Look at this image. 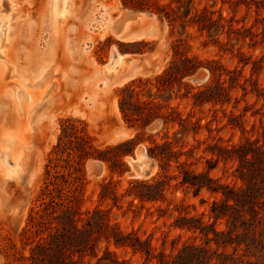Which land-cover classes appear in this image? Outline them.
Segmentation results:
<instances>
[{
    "label": "rangeland",
    "instance_id": "rangeland-1",
    "mask_svg": "<svg viewBox=\"0 0 264 264\" xmlns=\"http://www.w3.org/2000/svg\"><path fill=\"white\" fill-rule=\"evenodd\" d=\"M14 1L21 14L16 37L0 59V264H33L31 248L37 238L34 233L27 238L25 233L29 215L32 210L43 213L46 203L57 197L56 187L71 195L81 193L82 221L99 209L114 227L141 239L142 250H136L101 238L97 242L99 257L109 249L129 264H171L185 244L210 247L217 253L224 251V247L208 242L199 230L188 226L201 220L218 230L228 228L225 219L215 220L211 206L214 200L223 198L224 186L244 185L236 171L234 146L248 140L264 144V0H187L183 6L173 0H142L130 5H124L129 0H74L72 12L65 18L60 17L58 9L59 18L55 17V0ZM169 3L177 15L175 20L161 13V9L170 11ZM188 8L190 17L180 18ZM197 8L206 9L217 21L220 14L225 19L216 22L211 31L203 30L190 21ZM124 9L150 15L133 23L143 31L130 33L127 39L118 36L111 24ZM12 13L0 4V35L7 24L17 19ZM112 47L126 58L117 78L134 71L121 84L109 81L110 74L102 70L110 60ZM177 52L197 56L203 66L184 79L185 84L176 85L161 98L155 78ZM220 66L224 68L222 76L218 74ZM48 68L56 71L54 79L64 86L58 100L46 98L48 87L34 84ZM211 69L216 71L212 73ZM138 78L150 80L148 87L153 97L182 110L187 126L165 124L161 119L143 130L128 124L119 108L120 90ZM221 82L224 89L218 86ZM208 85L219 101L201 105L195 103L192 93L187 94L189 87L196 92ZM20 89L27 96L24 105L37 103L29 120L20 110ZM66 118L81 122L96 148L113 146L107 156L120 157L123 164L115 166L113 161L89 158L76 171L73 155L53 152L61 121ZM139 131L142 133L137 137ZM18 135L28 143L30 156L24 159L22 170L9 177V163L4 161L3 153L11 149L4 141ZM132 138L133 142L126 143ZM166 138L177 151L170 162L159 161L149 153L153 139ZM139 149L150 158L153 172L132 177L130 160ZM93 163L98 164V169L92 167ZM186 169L199 174L205 182L206 176H211V185L218 191L203 188L197 192L185 184ZM77 175L81 176L79 189V182L74 180ZM142 180L157 186L136 188L135 182ZM158 186L163 196L155 200H142L132 193L157 196ZM112 190L115 198L110 195ZM210 236H214L212 232ZM147 249L150 256L145 253ZM227 250L232 252L233 247ZM237 253L241 255L243 249ZM83 260L91 264L97 261L90 255ZM215 260L219 262L217 255Z\"/></svg>",
    "mask_w": 264,
    "mask_h": 264
},
{
    "label": "trees",
    "instance_id": "trees-1",
    "mask_svg": "<svg viewBox=\"0 0 264 264\" xmlns=\"http://www.w3.org/2000/svg\"><path fill=\"white\" fill-rule=\"evenodd\" d=\"M131 1V2H129ZM124 1V5L131 3H140L142 0ZM178 6H183L187 0H173ZM190 3L191 0H188ZM172 4V3H171ZM170 3V11L161 13L170 20H175L174 8ZM181 17H190L191 9ZM225 17L220 14V18L214 16L206 9L197 8L196 14L190 18V21L199 25L201 29L211 31L216 22H222ZM222 24V23H221ZM223 25V24H222ZM203 66L202 61L197 56H190L185 53H175L170 65L158 76L157 90L161 92V98H165L166 92H172L176 85L185 84L184 79L194 75ZM224 68L220 66L219 76L223 75ZM212 73L214 71L211 69ZM150 80L142 78L134 79L126 84L120 90L119 108L124 120L132 125L138 126L143 130L156 119H161L165 124L179 123L181 127H186V119L183 118L182 110L164 104L153 97L151 89L148 87ZM219 88L224 89L223 83H219ZM137 88L140 89L137 91ZM148 88V89H147ZM189 87L187 94L192 93L195 103L206 104L213 101H219L212 94L214 89L210 85L196 92ZM148 92L146 95L145 92ZM174 115L173 117H171ZM142 132L137 133V137ZM135 138L129 139L126 143L133 142ZM240 143L234 146V151L238 159L236 171L238 177L244 181V185L239 188H230L224 186L222 190L223 198L213 201L211 214L215 220L225 219L227 229L218 230L213 224H206L200 220V223L188 226L190 229L199 230L208 242H214L225 248L224 251H213L210 247L197 244H185L178 254L172 259L171 264H264V144ZM113 146H108L102 150L96 148L92 143L91 136L86 133L84 125L78 120L66 118L61 121V133L53 152L59 156L66 154L68 157L73 155L78 166L76 171L80 170L81 164L89 158L99 159L101 161H113L122 165L120 157L107 156L113 150ZM177 151L167 138L162 140L153 139L149 146L151 156L159 161L170 162ZM168 164V163H167ZM113 165V168L115 167ZM115 169V168H114ZM124 170H120L123 173ZM61 178L65 180V175ZM77 188L81 186V176L74 177ZM53 183V181H49ZM183 182L196 189L197 192L203 188H209L218 191V188L211 185L214 179L206 176V182L200 179V175L190 169H186L183 174ZM134 186L142 188H153L156 183L148 181H137ZM57 197L46 203L45 209L40 213L38 210H32L29 215V222L25 233H34L37 239H34L31 248L30 259L33 264H91L84 261L83 257L90 255L97 259L96 264H129L126 260H120L113 251L107 249L104 256H98L97 242L104 238L108 241L113 240L117 246H129L136 250H142L140 246L141 239L136 235L126 234L114 227L107 216L99 209L94 210L92 215L84 221L79 217V205L82 202V196L78 193L67 194L62 192L61 187H56ZM112 195L116 197L115 191ZM136 197L142 200H155L163 196V189L158 186L157 196H152L148 192H132ZM157 197V198H156ZM185 220H188L184 218ZM82 221V224H80ZM210 229V230H209ZM214 236H210V233ZM220 236H223L221 239ZM132 239L135 241L133 242ZM233 247V251L227 250V247ZM243 249V253L238 255V249ZM147 256H150V249L145 250ZM77 255L80 258H77ZM215 255L219 262L215 260Z\"/></svg>",
    "mask_w": 264,
    "mask_h": 264
},
{
    "label": "bare ground",
    "instance_id": "bare-ground-1",
    "mask_svg": "<svg viewBox=\"0 0 264 264\" xmlns=\"http://www.w3.org/2000/svg\"><path fill=\"white\" fill-rule=\"evenodd\" d=\"M73 2L74 0H55L54 10H55V17L59 18L57 14V9L60 12L62 18L67 17L73 9ZM0 4L2 5L3 9L7 13L15 12V15L17 16V19L14 21V24H7V27L5 31H3L0 35V59H3V56L5 54L7 45L11 42L13 37L16 35L15 28L16 25H18V17L21 16L19 12V4L14 0H0ZM150 15L144 11H138V10H132V9H124L121 11L119 17L113 21H111V24L113 25L114 32L120 36L121 38L127 39V35L134 34L137 31H143L141 28L135 27L133 23L139 22L144 20L145 18L149 17ZM15 25V26H14ZM16 37V36H15ZM14 37V38H15ZM124 39V40H125ZM13 41V40H12ZM116 52V53H115ZM114 53L115 57L111 58L102 68L104 73L109 76V81H114V83L121 84L124 81H126L128 78L133 76V72H130L129 74L117 78L118 70L122 64V62L126 58L122 56L120 53L117 52L115 47H112L111 54ZM128 61V60H127ZM54 69L48 68L44 74L39 77V79L34 82V84H42V86H46L49 89V92L46 95L47 97H51L54 100H58L62 94V91L64 90V86L60 83L58 84L57 81L54 79V72L52 71ZM51 85V86H50ZM21 90V91H20ZM17 91L18 98L20 100V110H22V114H25L26 119L29 120L31 117L34 107L37 105H24L26 100V94L20 89ZM54 93V95H53ZM53 95V96H52ZM30 123V122H29ZM30 126V125H29ZM19 136V135H18ZM21 136V135H20ZM10 137L8 140H3L4 144L8 146L11 150H8L7 152H4L3 158L6 163H9V174L11 176L17 175L23 167V161L26 159V156H30L28 153V143H25L21 137ZM26 140V139H24ZM30 152V150H29ZM27 160V159H26ZM29 160V158H28ZM131 167L133 169V172L135 173L136 177H144L148 176L152 171V164L150 161V158L146 155L145 151L142 149H139L137 151V158L130 160ZM153 172V171H152Z\"/></svg>",
    "mask_w": 264,
    "mask_h": 264
},
{
    "label": "water",
    "instance_id": "water-1",
    "mask_svg": "<svg viewBox=\"0 0 264 264\" xmlns=\"http://www.w3.org/2000/svg\"><path fill=\"white\" fill-rule=\"evenodd\" d=\"M132 10L134 11L135 9H132ZM138 11H140V10H138ZM146 13H147V12H146ZM148 14H149V13H148ZM115 53H116V52H115ZM114 57H115V54L112 53L111 56H110V59H111V58H114ZM136 158H137V155H136V157L133 158V159H136ZM92 167H93L94 169H98V164L93 163V164H92ZM131 176H132V177H136V175H135V173L133 172V170H132Z\"/></svg>",
    "mask_w": 264,
    "mask_h": 264
},
{
    "label": "crops",
    "instance_id": "crops-1",
    "mask_svg": "<svg viewBox=\"0 0 264 264\" xmlns=\"http://www.w3.org/2000/svg\"><path fill=\"white\" fill-rule=\"evenodd\" d=\"M144 37V36H143Z\"/></svg>",
    "mask_w": 264,
    "mask_h": 264
}]
</instances>
